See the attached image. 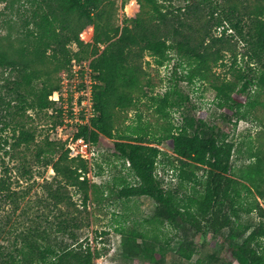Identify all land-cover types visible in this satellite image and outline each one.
I'll list each match as a JSON object with an SVG mask.
<instances>
[{
  "label": "rangeland",
  "instance_id": "1",
  "mask_svg": "<svg viewBox=\"0 0 264 264\" xmlns=\"http://www.w3.org/2000/svg\"><path fill=\"white\" fill-rule=\"evenodd\" d=\"M251 1L211 0L190 21L193 23L189 31L196 40H200L207 32L222 37V41L218 43L220 58L212 63L204 76L195 72L196 63L192 64L176 51V35L169 39L174 47L168 51V57L163 63L152 52L144 53L143 58L138 61L144 71L143 87L136 94L134 106L116 110L113 137L101 135L100 141L94 143L96 154L92 166H89L88 176L96 187L91 192L88 206L82 205L83 195L77 188H68L79 208L78 214L85 220L83 235H89L91 240L96 239L99 248L107 249L96 260V264H226L227 258L220 250L229 238V228L217 235L207 230L199 235L190 230L178 232L163 225L158 217L155 218L157 203L151 197H120L121 187L137 183V178L129 163L115 151V143L123 139L141 138L147 144L158 146L162 153L158 158L157 177L167 190L188 197L200 189L197 182L206 178L207 170L188 163L185 168L189 174L182 177L181 169L184 165L175 153L173 139L167 136L171 132H179L183 125L193 123L196 126L203 123L208 129L214 128L221 138L235 144L231 176L243 181L247 166L255 162L258 154L264 155V87L251 86L242 91V83L238 78L240 71L253 74L249 69L250 58L243 39L245 21L242 14L244 6ZM182 6L183 0L165 3V11L171 13L170 23L176 24V9ZM102 9H105L102 19L104 25L123 27L124 20L138 17L146 24H157L150 5L146 4L142 10L138 0H111L105 2ZM50 10L46 0L0 1V49L8 51L13 57L21 58L19 51L28 47L27 36L32 32L38 34V22L43 21L44 14ZM125 22L132 24L130 21ZM61 25L60 21L56 23L59 28ZM94 34L95 27L89 25L80 32V38L85 44H93ZM55 48L56 51L53 47L46 51L45 62H31L40 77L30 87L18 90L15 85L16 71L10 66L0 68V177L10 180L17 190L31 188L32 216H44L48 213L47 209L37 203L36 192L42 195V186L56 175L52 166L46 165L51 154L46 152L42 158H38L36 145L43 144L49 137L65 145L63 151H66L67 143L86 122L85 111H81L85 105L81 101L85 99L83 93L87 89V66L93 59L92 46L79 48L75 43L68 45L76 60L77 72L73 62L68 68L65 67L63 48L57 44ZM100 48L103 50L105 44ZM27 58L33 60V54H28ZM251 66L256 70L260 64L253 62ZM191 73L196 76L190 81L187 76ZM89 75L94 86L97 81L92 69ZM50 82L59 84L60 101L53 99L57 96L54 93L50 97L55 101L52 108H34L33 94L43 91ZM224 84L233 86L242 106L235 104L234 109L220 106L223 102L217 97L216 87ZM168 92L171 94L170 103L177 101L178 106L168 104L161 107V99ZM23 126L36 134V142L30 147H18L15 144L18 130ZM59 128L63 130L60 131ZM186 175L191 176L192 180H187ZM246 198L252 205L255 204V194H249ZM259 202L264 207V200L259 198ZM11 208L10 201L0 194V218L7 230L9 225L6 224L5 217ZM228 208L227 206L224 211ZM263 222L258 210L241 212L239 223L236 224V227H240L236 231L241 235L246 226L253 229ZM129 230L145 236L137 237L140 247L135 249V258L126 255L124 237L120 234ZM3 236L9 239L7 233ZM184 238L194 242L195 253L191 261H185L177 254ZM7 239H1L2 244H7ZM243 239L244 236L238 240L242 242ZM162 249L166 250L165 254L156 260L148 257Z\"/></svg>",
  "mask_w": 264,
  "mask_h": 264
},
{
  "label": "trees",
  "instance_id": "2",
  "mask_svg": "<svg viewBox=\"0 0 264 264\" xmlns=\"http://www.w3.org/2000/svg\"><path fill=\"white\" fill-rule=\"evenodd\" d=\"M46 1L51 10L44 14L43 21L38 22V34L32 32L27 36L28 47L19 51L21 58L0 49V68L10 66L16 71L15 85L20 90L30 87L40 77L31 62H45L46 51L50 47L55 51L56 44L63 48L65 67L68 68L74 59L68 48L70 43L79 48L92 46L90 67L97 81L93 86L97 116L91 118L90 124L83 125L75 138L84 137L98 143L101 135L113 137L115 111L133 107L136 94L143 87L144 71L138 61L144 53L152 52L163 63L168 51L174 47L173 42L169 43L170 37L176 35V51L192 64L196 63L195 72L200 75L204 76L221 55L218 43L222 37L207 32L196 40L189 31L193 23L190 21L211 0H183L184 6L176 9V24L169 22L171 13L165 11V3L173 0H138L142 10L146 4L150 5L157 24H146L138 17L124 20L123 27L102 24L105 11L102 6L111 0ZM242 14L245 21L243 39L250 58L249 69L253 72L240 71L238 75L242 91H246L251 86L264 87V0H252L244 6ZM228 20L231 21L230 18ZM58 21L62 24L60 28L56 26ZM89 25L95 27L93 44H85L80 38V32ZM104 44L105 48L100 50ZM28 54H33L34 59H28ZM253 62L260 64L256 70L251 66ZM194 76L196 74L191 73L187 78L191 81ZM59 90L58 83L50 82L43 91L33 94V107L39 110L52 108L55 101L50 97ZM216 90L217 97L223 102L221 107L234 109L235 104L243 105L232 85H220ZM170 101L168 92L161 99V107L179 105L177 101ZM18 131L15 142L18 147H30L36 142L35 132L26 126ZM167 138L173 139L175 153L184 165L182 177L189 174L185 168L188 163L207 170L206 178L197 182L200 189L188 197L167 190L156 174L162 150L141 138L123 139L115 143V151L129 163L137 183L122 186L120 197H151L157 203L155 218L178 232L190 230L199 235L207 230L217 235L229 228V238L220 250L227 258L226 264H264V222L253 229L246 226L241 235L236 231L240 227L236 224L241 212L258 210L264 219V207L259 202V198L264 200V155H257L255 162L244 171L243 181H239L231 176L235 144L221 138L214 128L192 123L183 125L179 132H171ZM64 146L49 137L43 144L36 145L38 158L46 152L51 154L46 165L52 166L56 174L53 180H47L42 186V195L36 192L37 203L48 210L44 216L31 215V188L17 190L10 180L0 177V194L12 205L5 217L8 230L0 218V264H96V260L106 253L107 249L99 248L96 239L83 235L85 220L78 214L79 208L68 192L69 187L77 188L83 195L82 205L88 206L91 192L96 187L88 176L89 164L84 159L71 158L67 149L63 151ZM186 179L191 181L192 177ZM249 194L256 196L254 205L246 198ZM227 206L228 210L224 211ZM6 233L9 239L3 236ZM120 234L124 237L126 255L135 258V249L140 247L137 237L145 236L134 230ZM242 236L244 239L239 242ZM3 238L8 240L7 244H2ZM193 244L188 238L182 239L177 249L178 256L191 261L195 253ZM165 252L162 249L148 257L156 260Z\"/></svg>",
  "mask_w": 264,
  "mask_h": 264
},
{
  "label": "built area",
  "instance_id": "3",
  "mask_svg": "<svg viewBox=\"0 0 264 264\" xmlns=\"http://www.w3.org/2000/svg\"><path fill=\"white\" fill-rule=\"evenodd\" d=\"M73 67L76 70V60H73ZM91 72V67L90 65L87 66V74L86 78L88 79L87 81V89L86 92L83 93L85 96V99L81 101V104L85 105L84 108L81 109V111H85V118L86 122L85 124H90L91 118L95 116V106H94V97H93V86H92V81H91V76L89 73ZM57 96L53 97L55 101H60V97L58 96L59 93H55ZM83 121V120H82ZM60 131L63 130V128H59ZM61 135V134H60ZM67 150L69 151V155L71 158H76V159H84L88 162L89 166H92V161L93 158L96 154V147L94 143L91 140H87L84 137H79L71 138V140L67 143Z\"/></svg>",
  "mask_w": 264,
  "mask_h": 264
},
{
  "label": "bare ground",
  "instance_id": "4",
  "mask_svg": "<svg viewBox=\"0 0 264 264\" xmlns=\"http://www.w3.org/2000/svg\"><path fill=\"white\" fill-rule=\"evenodd\" d=\"M133 8H135V4H133Z\"/></svg>",
  "mask_w": 264,
  "mask_h": 264
}]
</instances>
